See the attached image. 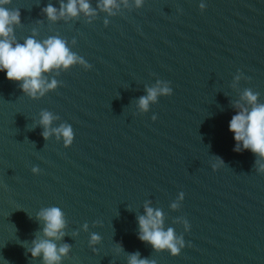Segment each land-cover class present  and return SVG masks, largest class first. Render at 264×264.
Here are the masks:
<instances>
[{"label": "water", "instance_id": "1", "mask_svg": "<svg viewBox=\"0 0 264 264\" xmlns=\"http://www.w3.org/2000/svg\"><path fill=\"white\" fill-rule=\"evenodd\" d=\"M48 3L59 7L58 0L6 6L20 11L17 41L33 28L36 39L74 38L71 50L91 68L61 72L62 84L39 99L0 71V264H41L26 249L41 227L35 213L49 206L68 222L58 243L71 247L61 264H127L136 251L156 264H264V174L250 150L233 151L228 128L230 101L244 88L264 102V0H144L107 17V26L102 12L91 23L49 22L41 13ZM238 69L248 79L233 89ZM157 79L169 81L172 94L139 112L136 99ZM41 110L59 116L52 126H72L70 146L43 139ZM214 156L224 161L215 170ZM180 192V207L170 209ZM145 200L161 209L165 229L183 234L178 255L138 239ZM176 217L188 221L187 232ZM85 222L88 231L80 230ZM93 232L101 237L96 252Z\"/></svg>", "mask_w": 264, "mask_h": 264}, {"label": "clouds", "instance_id": "2", "mask_svg": "<svg viewBox=\"0 0 264 264\" xmlns=\"http://www.w3.org/2000/svg\"><path fill=\"white\" fill-rule=\"evenodd\" d=\"M11 0H0V71H4L6 78L18 82V86L24 95L32 99H39L47 92L55 90L62 81L55 77L61 72L69 70L71 67L79 65L84 70L91 68L85 59L72 51L69 43H76L73 38L71 42L59 35H50L44 39H36L38 31L31 30V35L24 38L23 42H18L14 34V27L21 25L19 9L6 7ZM144 0H96L95 7L91 0H58L59 7L48 3L41 8V13L49 22L73 21L83 17L85 23H91L102 12L106 14L103 24L108 25L107 17L122 14L123 10L140 8ZM201 11L205 4L198 5ZM180 11V9H177ZM40 23V20H37ZM248 79L237 70L233 76L230 87L237 88L241 79ZM170 82L157 79L151 86H144V95L136 99V108L139 112H147L152 103H156L159 96L172 94ZM259 93L250 88H244L239 92L238 98L230 101L235 114L231 117L228 128L234 136L235 146L233 151L239 153L250 150L255 160L253 168L258 173L264 174V102L259 101ZM59 116L48 110H41L36 126H40V135L45 141L50 136L57 141L62 140L63 146L68 147L74 139L72 126L66 122L52 126L54 121L59 120ZM151 119L155 120L153 115ZM32 129H35L33 127ZM31 129V130H32ZM215 162L211 163L213 170L224 164L219 156H214ZM32 173H38L40 169L36 166L31 168ZM184 198V193L177 194L176 199L169 204V208L177 210L180 202ZM151 200L143 203V214L136 216L138 225L137 237L140 241L150 244L153 251L160 252L167 250L170 255H178L185 247L183 234L177 235L172 227H164V214L159 208L149 206ZM30 217V216H29ZM32 218V217H30ZM41 226L30 241L31 247L26 251L32 258L40 257L41 264H61L62 259L68 256L71 245L63 241L68 235L66 229L68 222L64 212L57 206L43 207L35 213L34 218ZM174 223L183 225L184 231L189 230V223L183 217H176ZM99 221H94L97 224ZM88 223L81 225L82 231H88ZM78 233L73 231L72 237ZM101 237L93 232L89 234L88 245L93 247L100 243ZM122 246L117 243L115 251L119 253ZM127 264H156L154 259L140 258L139 251L127 253Z\"/></svg>", "mask_w": 264, "mask_h": 264}]
</instances>
